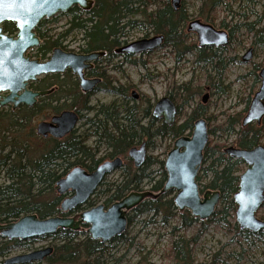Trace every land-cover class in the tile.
<instances>
[{"label":"trees","instance_id":"trees-1","mask_svg":"<svg viewBox=\"0 0 264 264\" xmlns=\"http://www.w3.org/2000/svg\"><path fill=\"white\" fill-rule=\"evenodd\" d=\"M223 1L198 0L195 19L214 26L215 11ZM190 20L191 13L184 0L176 10L172 8L171 0H95L93 10L87 15L69 11L68 28L63 33H58L55 39L51 36L49 47L51 44H59L61 38L75 32L84 41L81 45L84 51L106 50V62L109 64L113 63L112 57L116 56L113 53L114 48L126 42L125 37L129 29L145 32L147 30L151 35L162 37L161 48L172 47L178 54L192 53L197 64L215 68L216 62L221 63L224 47L200 48L197 43L187 45L185 38L194 35L186 31ZM219 27L228 25L220 21ZM251 27L249 25V30L253 33L252 44L256 50L264 49V27L254 30ZM232 31L230 28L229 41ZM124 58L128 64L144 63L136 61L131 55ZM251 66L249 73L253 75L254 83L259 85L258 72L263 64L253 62ZM112 70L120 71L117 64L112 66ZM106 74L104 70L98 75L104 79L102 87L115 97L107 104L91 105L89 96L81 93L72 75L66 73L45 75L28 84V88L32 90H50L49 94L38 98L33 107L20 105L13 111L0 108V223H9L27 214H35L38 218L70 214L71 212L60 210L62 200L69 192L59 195L56 182L74 167L78 166L91 172L104 160L115 157H121L123 160L120 178L108 181L106 175L92 196L75 212L95 206L97 199H101L102 204L108 207L129 192L143 191L144 181L150 185L148 190L152 194L128 212L126 231L106 243L91 239L86 225H82L78 231L59 229L54 234L36 239L7 240L0 237V259L14 249L29 251L35 241L50 239L53 251L45 259V264H123L130 249L145 248L142 243L136 241V237L131 235L129 230L136 219H140L137 221L143 224L160 221L165 227L171 228L173 236L166 250L168 264H192V242L208 225H231L233 236L242 239L249 246L254 243L253 240H264V230L252 233L240 230L237 224L233 223L236 210L233 196L238 190L239 175L245 164L225 152L229 146L241 149L264 146V115L259 124L253 122L246 126L241 125L254 92L248 94L245 106L240 111L232 115L227 114L224 123L208 128L209 136L218 130L227 138L232 137V140L225 145L208 138L204 148L196 182L200 193L218 190L219 201L213 214L207 220L200 221L192 217L187 210H177L171 190L160 193L166 180L164 159L147 155L144 164L140 168H134L127 152L141 143H144L146 148H153L154 140H175L180 136L190 135L193 122L199 117H203L207 125L211 126V116L206 115V106H193L183 122L167 126L162 120L159 121L151 115V105L141 108L133 97H127L128 86L113 85L116 80ZM217 75H220L219 71ZM190 86V82L184 83L168 93L173 102H179V105H176L177 114L198 94V87ZM181 92L187 94L186 98H180ZM176 95H179L180 100L176 99ZM44 109L53 114L72 110L79 115V119L85 118L84 129L76 134L75 128L62 139L41 138L35 134L32 127L26 132L27 122ZM35 142L41 144L37 145ZM152 166H157L160 174L159 179L153 183ZM261 210H264V202ZM191 226H198L192 239L176 236L179 228L186 229ZM121 249L124 250L120 254ZM218 255H213L211 264H224L219 261ZM240 256L241 253L238 254L237 260ZM228 257L235 259V252H229ZM3 260H0V264H3ZM133 264H142V261L139 259Z\"/></svg>","mask_w":264,"mask_h":264},{"label":"water","instance_id":"water-1","mask_svg":"<svg viewBox=\"0 0 264 264\" xmlns=\"http://www.w3.org/2000/svg\"><path fill=\"white\" fill-rule=\"evenodd\" d=\"M179 3L180 0H171L172 8L176 10ZM73 5L82 9L89 7L87 0H0V23L11 21L17 30L14 35L8 36L0 27V107L9 104L12 110L21 104L32 107L37 98L49 93V90L32 91L27 85L44 75L62 74L70 70L78 78L79 87L83 92L92 90L100 81L99 78H85L83 69L89 68L91 64L88 62L97 59L103 52L76 54L54 48L49 58L44 61L31 59L25 54L27 49L39 42L33 32L39 21L66 13ZM186 31L196 35L200 48H221L228 44L226 30L216 29L200 19H191L187 23ZM161 43L160 35H152L133 40L118 51L127 55H140L155 50ZM251 52L252 48H248L241 60L248 62L251 59ZM258 76L260 85L242 117V126L254 121L259 124L264 115V65ZM132 96L137 98L134 92ZM206 99L207 94H204L201 103H206ZM151 114L154 118H162L167 126H172L176 116V105L170 97L164 96L155 102ZM78 120L76 112L63 110L52 115L49 120L38 122L35 132L42 138L50 136L61 139L74 130ZM207 142V123L204 118L199 117L193 122L191 134L176 138L166 153L163 164L166 180L160 190L162 194L173 191V202L177 210H187L192 217L200 221L207 220L213 214L219 201L218 190L200 193L196 182ZM225 152L246 165L245 170L239 175L238 190L233 196L236 204L235 223L240 230L252 233L264 230V219L256 216L264 202V146L257 145L250 149L229 146ZM127 156L135 168H140L146 160L145 144L130 148ZM121 166V158L115 157L103 161L91 172L78 166L71 169L56 182V191L59 195L71 192L70 196L62 200L61 211L72 212L83 206L103 178ZM151 194L149 190L132 191L106 208L103 204H98L73 216L54 215L38 218L35 214L23 215L12 222L0 223V237L7 240L39 238L54 234L59 229L78 231L84 224L87 225V233L91 239L106 243L125 232L127 213ZM52 251L51 246L35 249L8 257L3 260V264L39 263Z\"/></svg>","mask_w":264,"mask_h":264},{"label":"rangeland","instance_id":"rangeland-1","mask_svg":"<svg viewBox=\"0 0 264 264\" xmlns=\"http://www.w3.org/2000/svg\"><path fill=\"white\" fill-rule=\"evenodd\" d=\"M180 3H182V0H180ZM184 4L191 13V19H195L196 8L199 4L198 0H184ZM215 16V28L224 29L227 32H229L230 28L233 29L232 38L221 53V63L216 62L215 68L197 64L195 55L192 53L178 54L172 47H160L147 54L134 56L136 61H143V65L142 63L135 65L120 63L118 65L117 60L108 64L106 60H103L107 70H109L106 75L114 78L116 84L128 86V89L126 88L127 97H132V92L137 94V98L134 101L141 108H145L148 104L151 105V108H149L150 113L157 100L164 96L169 97L168 93L176 90V86L190 82V87H198V94L195 93L193 100L182 107L180 112L176 114L174 124L177 125L183 122L190 113L191 108L201 104V97L207 94L206 103L203 104L206 106V115L211 116V126L207 125V127L212 128L221 125L224 123L225 116L240 111L245 106L248 94L251 91L255 92L258 88V84L254 83L253 75L249 72L253 62L264 64V49L258 48L256 50L255 45L252 44L253 33L249 30V25L252 26L253 30L264 27V0H224L222 5L217 7ZM49 20L53 21H49L45 28L51 30L50 34L53 35V38L68 28L69 15L66 13L57 14L49 18ZM220 21H224L228 27H219ZM146 33L148 36L151 35L150 31L147 30L145 32V30L129 29L125 40L130 42L146 37ZM66 37L62 44L71 49L78 48L80 44L79 34L71 32ZM185 43L187 45L197 43L196 36L186 37ZM249 47L252 48V58L249 62H243L241 56L244 55ZM114 64L119 66L121 72L112 70ZM218 71L220 72L219 76L217 75ZM212 82L216 85L212 84ZM180 94L182 96L180 98L183 99L187 95L184 92ZM113 99L115 97L102 88V90L98 89L90 96V104L94 106L107 104ZM176 99H179V95H176ZM175 104L179 105V102H175ZM0 108L7 110L10 109V106ZM52 115L53 113L50 110L44 109L42 113L31 117L27 122L26 132L31 127L34 128L35 132L37 123L49 120ZM84 120L85 118H81L77 122L76 134H79L84 129ZM209 139L227 145L231 142L232 137L227 138L224 133L216 130L214 135L209 136ZM173 141L170 138L154 140L153 148H147V155L165 159L166 153L173 145ZM151 169L153 171V181L151 183H153L159 179L160 174L157 166H152ZM120 176L121 169H117L107 175V180H118ZM142 186L143 190L150 188V185L145 181ZM98 203H102V200L97 199L95 205ZM257 217L264 219V210L260 209L257 212ZM137 220L140 219H136L129 230L131 235L136 237V241L142 243L145 248L130 249L124 257L123 264H133L139 259L142 264H168L169 259L167 258L166 250L173 236L171 228L165 227L160 221L153 224H143ZM197 228L198 226H191L186 229L179 228L176 236H182L190 240L196 234ZM253 242L249 246L242 239L239 240V238L233 236L231 225L229 227L208 225L205 231L192 242V264H211V259L215 253L219 254V261L224 264H264V240H253ZM51 243L50 239H39L34 242L31 250L52 246ZM123 250H120V254ZM27 251L14 249L0 260L20 255ZM232 251L236 254L235 259L228 257V253ZM239 253H241V256L237 260Z\"/></svg>","mask_w":264,"mask_h":264},{"label":"flooded vegetation","instance_id":"flooded-vegetation-1","mask_svg":"<svg viewBox=\"0 0 264 264\" xmlns=\"http://www.w3.org/2000/svg\"><path fill=\"white\" fill-rule=\"evenodd\" d=\"M87 2H88V6H89L87 9H82V8H80L77 5H73L66 12V14L69 15V11L70 10H74V11H77L78 14L87 15L89 12H91L93 10L94 5H95V0H87ZM48 23H49V19H41L39 21V23L36 25V27L34 28L33 32L35 33V36L38 38L39 42H38V44L36 46H33V47H31V48L26 50L25 54H28L29 58H31V59H39L40 61H44V60L49 58V56L51 55V53H52L54 48H59L63 52H73V53H76V54H88V53H91V52H103V54L100 55L97 59H95V60H93L91 62H88V63L91 64V66L89 68L83 69V75H84L85 78H87V79L99 78L100 79V81L97 83V85L92 90L87 91V92L81 91V89L79 87L78 78L75 75H73L70 70H66L64 73L59 74V75H64L66 73L71 74L73 79L77 82V87L80 90V92L89 96V103H90V96L96 90H98V89L102 90V88H103L102 84H103L104 79L102 77L98 76V75L101 74V71H104V70H106V72L109 71V70H107V66H105V64H104V61L108 57L106 50L84 51L83 47L81 46L82 43H84V41L81 39V36H80V39H79L80 44L78 45V48H76V49L68 48L65 44H62V41L65 40L67 37L61 38V42L59 44H55V45L51 44L52 46L49 47V43H51L49 41H52L51 40V36L53 38V35L50 34L51 30L49 28H45V26ZM0 27L2 28V31L8 36H12V35H14L17 32L15 24L13 22H11V21H3V22H1L0 23ZM6 30H10V31L7 32ZM150 36H152V35H150ZM147 37H149V36H147ZM55 38L56 37H54L53 39H55ZM228 42H229V35H228ZM127 43H129V42L126 41L125 43H121L119 47H116L113 50V53L116 56L112 57V58L114 60L118 61V65L120 63H123V62L126 63L124 61L125 60L124 57L128 56V55L124 54V53H121L118 50L121 47H123L124 45H126ZM206 48H210V47H206ZM211 48H215V47H211ZM39 79L40 78H38L37 80H39ZM111 79H112V77H111ZM33 82H35V81H33ZM114 85H116V81H114ZM30 90H32V89H30ZM103 90H105V89H103ZM32 91H36V90H32ZM40 91H43V90H40ZM49 92H50V90H49ZM47 94H49V93H47ZM47 94H45V95H47ZM45 95H43V96H45ZM131 95H132V93H131ZM37 100H38V98H37ZM36 103H37V101H36ZM6 106H10V109L12 110L11 105H6ZM155 119L162 120V118H155ZM146 156H147V148H146ZM122 163H123V161H122ZM43 263H38V264H43Z\"/></svg>","mask_w":264,"mask_h":264}]
</instances>
